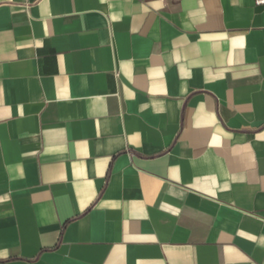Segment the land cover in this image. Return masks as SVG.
Returning <instances> with one entry per match:
<instances>
[{"label": "crops", "instance_id": "obj_1", "mask_svg": "<svg viewBox=\"0 0 264 264\" xmlns=\"http://www.w3.org/2000/svg\"><path fill=\"white\" fill-rule=\"evenodd\" d=\"M0 264H264V6L0 0Z\"/></svg>", "mask_w": 264, "mask_h": 264}, {"label": "built area", "instance_id": "obj_2", "mask_svg": "<svg viewBox=\"0 0 264 264\" xmlns=\"http://www.w3.org/2000/svg\"><path fill=\"white\" fill-rule=\"evenodd\" d=\"M256 5H263L264 6V0H254Z\"/></svg>", "mask_w": 264, "mask_h": 264}]
</instances>
